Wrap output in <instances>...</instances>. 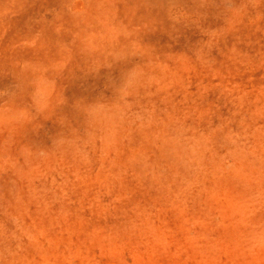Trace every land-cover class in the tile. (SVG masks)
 <instances>
[{"label": "rangeland", "instance_id": "rangeland-1", "mask_svg": "<svg viewBox=\"0 0 264 264\" xmlns=\"http://www.w3.org/2000/svg\"><path fill=\"white\" fill-rule=\"evenodd\" d=\"M0 264H264V0H0Z\"/></svg>", "mask_w": 264, "mask_h": 264}]
</instances>
